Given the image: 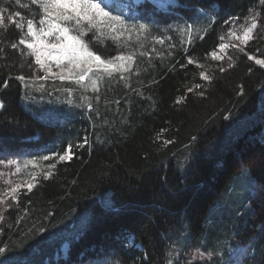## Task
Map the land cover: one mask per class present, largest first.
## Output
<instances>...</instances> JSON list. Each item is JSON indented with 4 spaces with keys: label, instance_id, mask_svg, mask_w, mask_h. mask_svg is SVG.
<instances>
[{
    "label": "trees",
    "instance_id": "trees-1",
    "mask_svg": "<svg viewBox=\"0 0 264 264\" xmlns=\"http://www.w3.org/2000/svg\"><path fill=\"white\" fill-rule=\"evenodd\" d=\"M173 1L172 9L139 21L151 33H177L175 47L137 56L125 79L106 77L98 93L75 90L77 101L90 97L93 110L55 103L49 113L33 103V92L16 77L33 82L41 76L38 65L19 45V30L0 32V144L12 150L43 145L63 155L70 136L88 139L82 148L73 144L69 162L54 160L49 179L20 193L0 221V247L6 248L0 260L166 264L171 252L173 264L175 258L224 264L248 232L253 244L245 264H264V67L255 62L264 59V0ZM0 8L26 14L15 0H0ZM252 8L259 14L252 41L213 61L230 22ZM186 24L199 31L189 45L187 37L181 42ZM101 46L117 54L111 41ZM250 178L259 186L253 196L246 193ZM246 196L252 211L244 220L238 205ZM65 246L68 258L59 262ZM190 246L215 253L192 263Z\"/></svg>",
    "mask_w": 264,
    "mask_h": 264
},
{
    "label": "snow or ice",
    "instance_id": "snow-or-ice-1",
    "mask_svg": "<svg viewBox=\"0 0 264 264\" xmlns=\"http://www.w3.org/2000/svg\"><path fill=\"white\" fill-rule=\"evenodd\" d=\"M15 3L20 8L26 9V14L8 10L6 15L5 9L0 8V32L7 33L11 28L19 30V45L25 46L28 50L25 55L34 57V63L44 73L43 76L33 78V85H36L37 81H47L51 75V78L62 82L71 81L85 93L89 88L93 93H98L100 84L106 77L112 79L115 74H119L120 79H125L124 73H130L133 70L137 56L149 55L140 49L144 48V39L151 35L150 25L138 21L144 19L145 15L161 10L168 11L175 6L160 3V0H28V3L15 0ZM145 5H151L152 11L150 12ZM258 15L245 18V23L240 26L242 36L237 35L236 31H230L229 35L246 44L253 38ZM249 19L251 23L247 22ZM187 27L190 29L191 26ZM152 39L157 43H163V40L156 36H152ZM220 39L223 40V37ZM107 41H111V45L115 46L113 50L117 52L116 55H111L108 48L100 47ZM11 47L15 49L18 45L12 43ZM227 47L228 45L224 43L219 45L221 51ZM153 51H155L154 48ZM211 57L213 60L224 59V56L218 55L215 51L211 53ZM249 59H255V57L250 56ZM255 62L264 67V59H255ZM188 63L192 64L194 61L189 58ZM53 68L58 71L53 73ZM200 76L205 80L211 79L203 71L200 72ZM16 79L24 82L26 88L30 87L23 75L17 76ZM7 86L8 82L4 81V87ZM43 88L42 83L36 86L37 91ZM64 91L71 96L74 89L66 87ZM82 98L90 100L86 96ZM95 98L99 100L98 95ZM78 106H86L89 110H93L90 102ZM4 107V103L0 101V109ZM165 143H170V141H165ZM72 147V144H69L63 155L56 154L58 159L71 160ZM38 159L49 161L52 157L42 155ZM4 163V160H0V164ZM7 164L16 165L17 173L21 172L22 168H28L29 165L40 169V173L30 172L25 180L0 193V205H6L9 208L13 205L6 203L4 197L10 196L12 201H18L22 187H26L27 191L31 192L39 183L38 176L41 173L45 180L53 175L52 171L43 170L37 163L36 157L25 160L23 165L16 160H8ZM55 167V163L48 165L49 169ZM8 183L12 184L11 181ZM3 220L4 216L0 213V221ZM5 253L6 248L0 247V256H4ZM214 253L215 249L208 251L207 255L211 258ZM204 255L197 249L196 257L203 258ZM241 255H247V249L242 250ZM175 259L176 264H179L178 258ZM0 264H8V262L0 260ZM166 264H173L171 252L168 253Z\"/></svg>",
    "mask_w": 264,
    "mask_h": 264
},
{
    "label": "rangeland",
    "instance_id": "rangeland-1",
    "mask_svg": "<svg viewBox=\"0 0 264 264\" xmlns=\"http://www.w3.org/2000/svg\"><path fill=\"white\" fill-rule=\"evenodd\" d=\"M160 3L163 4H172L174 3L173 0H160ZM258 12L255 8H252L247 17H250L251 15H257ZM246 17V18H247ZM139 23H143L138 21ZM248 23H251V20L249 19L247 21ZM245 23V19H238V18H234L228 27L227 33L226 35L223 37V40H221V43L227 44L228 47L224 50V51H220V48H218L215 52L220 55V56H225L228 52V49L232 46V45H240L242 47H245L246 45H248L251 41L249 40L246 44L241 43L240 40H237L235 37H232L229 35L230 31H236L237 35H241L242 36V28L240 27L242 24ZM186 26H189V24H186ZM181 26V42L185 43V38L187 37V45H189V40L190 37L193 36L196 32L199 33L198 29L195 28L194 25H190V29L188 27ZM256 29L253 30V36L256 33ZM26 31V29H25ZM151 31V28H150ZM190 33V34H189ZM177 33H169L168 30H163L159 33H151L150 36H148L147 39H144V48L140 49L141 51H146L147 53L153 51V48L155 49V51L153 52H158L159 50H161L162 48H166L167 50L173 49V47H175V35ZM152 36H156L159 39L163 40V43H157L155 40L152 39ZM143 39V37H142ZM24 46V45H23ZM134 46V45H133ZM101 48H104L103 46H101ZM25 51L27 52L28 50L25 48ZM212 59V57H211ZM213 60V59H212ZM216 62H220L221 60H213ZM195 63V62H194ZM192 63V64H194ZM39 69V66H38ZM41 76L44 75L43 71L40 70ZM56 71H58L57 69L53 68V73H55ZM43 84L44 88L43 90L37 91L36 90V86H38L39 84ZM30 85V87H28L33 93L32 95V100L33 103H39L41 105V108L46 111L51 113L54 109V104L58 103V104H67V108L68 110H75V107H85L86 110H89L86 106H78V105H86L88 102H90V100H85L83 98L80 99V101H77V99L73 96V93L71 96H69L65 91L64 88L69 87V86H74V91L75 90H80L83 92L82 89L78 88L75 84H73L71 81H60L58 79H53L50 78L47 81H38L36 82V85H33V82L28 83ZM72 88V87H71ZM73 91V92H74ZM92 93V90L89 88V90L86 93ZM85 93V92H84ZM84 96L90 98L87 94H85ZM83 96V97H84ZM2 109H0L1 111ZM160 140L162 142L165 143V139L164 138H160ZM88 142V139L86 138V136H84L82 138L81 141L78 140L77 135L76 136H70V143L72 144H76L77 147H81L80 145L85 146ZM168 144V143H165ZM82 146V147H83ZM81 147V148H82ZM47 149L43 146V145H31L28 147H24L18 150H12L10 148H8L7 146L1 145L0 144V160H4L5 163L4 164H0V193H2L4 190H6L7 188H9L10 186L21 182L22 180H25L27 178V175L30 172H37L40 173V169L39 168H33L32 165H29L28 168L24 169L22 168L21 172L17 173L16 172V165H9L7 164L8 160H16L19 164L23 165V162L25 160H31L34 157L37 158V163L41 165V167L43 168L44 171H52V173L54 172V169H49L48 165L51 163H54V160L58 159V156L56 155V153H49L46 151ZM67 150V149H66ZM72 154H73V147H72ZM42 155H48L52 157V160L49 161H41L38 158ZM70 160H59V163H67ZM239 174L241 176H243V178L247 177V174L245 173V168L241 167L239 170ZM42 173L38 176V180L40 178H42ZM50 178V177H49ZM11 181L12 184L10 185L8 182ZM30 182V181H29ZM250 185L249 187H247L246 189V193L249 194L248 191H250V194L253 196L256 192V190L258 189V184L256 182L253 181L252 178H250ZM27 190L26 187H22L19 191V195L22 191ZM18 195V197H19ZM6 203H11L12 205H16L18 203V201H12L11 197H4ZM247 200L248 197L246 196L244 199H242L240 201V204L238 205L239 207V215L243 217V219L245 220L252 211L251 205L247 204ZM13 207H6V205H0V213L3 214V216H5L7 214V212L9 210H11ZM248 232L244 233L245 238H238L235 241V245L232 247L231 252H230V257L229 259L224 263V264H245L246 261L250 258L251 253H252V244H253V237L248 235ZM129 248L132 247L131 243H128ZM139 247V246H138ZM140 248V247H139ZM197 247L194 246H190L187 249V259L190 262H202L205 260H211V258L208 257L206 251L199 249L201 252H203L205 255L203 256V258H199L196 257V251H197ZM247 249V255H241V251ZM68 252H69V247L65 246L62 249V253L60 256H58V260L59 262L61 260L65 261L68 258Z\"/></svg>",
    "mask_w": 264,
    "mask_h": 264
},
{
    "label": "bare ground",
    "instance_id": "bare-ground-1",
    "mask_svg": "<svg viewBox=\"0 0 264 264\" xmlns=\"http://www.w3.org/2000/svg\"><path fill=\"white\" fill-rule=\"evenodd\" d=\"M220 51H221V49H220ZM222 52V51H221ZM159 142V141H158ZM164 148V147H163Z\"/></svg>",
    "mask_w": 264,
    "mask_h": 264
}]
</instances>
